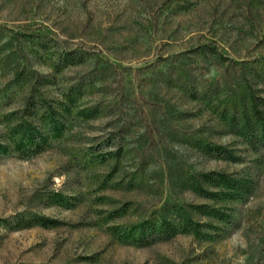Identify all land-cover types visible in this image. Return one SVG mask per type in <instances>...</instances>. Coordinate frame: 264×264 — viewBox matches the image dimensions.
<instances>
[{
  "label": "rangeland",
  "instance_id": "rangeland-1",
  "mask_svg": "<svg viewBox=\"0 0 264 264\" xmlns=\"http://www.w3.org/2000/svg\"><path fill=\"white\" fill-rule=\"evenodd\" d=\"M262 98L264 0H0V264H264Z\"/></svg>",
  "mask_w": 264,
  "mask_h": 264
},
{
  "label": "trees",
  "instance_id": "trees-1",
  "mask_svg": "<svg viewBox=\"0 0 264 264\" xmlns=\"http://www.w3.org/2000/svg\"><path fill=\"white\" fill-rule=\"evenodd\" d=\"M260 104L262 105L263 110H255V117L257 118L256 123L249 121L248 124L243 126L237 125V127H241L238 131L245 136V140L249 144L256 146H264V98L261 99ZM218 153L221 156L226 155V157H228L226 153H222L221 151ZM212 174L216 177L209 178L210 174L203 175V177H208L209 180L208 178H206V180L213 183V185L220 186L225 189L224 191L218 192L219 195H234L235 192L233 190L229 192L227 189H236L238 186H241L240 181L232 178L229 173L214 172ZM198 208H200L203 213H209L214 217H219L221 221L228 218L227 213L220 211L218 208H211L207 206H198ZM228 221L232 222V220ZM205 225L206 224L202 222H196L189 215L185 206L175 202H167L161 210L154 212L149 219L134 228H131L130 234L137 238H135V242L139 244H148L171 238L172 236L182 232L200 235L203 233L201 228Z\"/></svg>",
  "mask_w": 264,
  "mask_h": 264
}]
</instances>
